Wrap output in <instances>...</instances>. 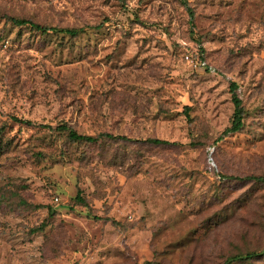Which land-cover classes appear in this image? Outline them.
I'll use <instances>...</instances> for the list:
<instances>
[{
    "label": "rangeland",
    "instance_id": "374dc122",
    "mask_svg": "<svg viewBox=\"0 0 264 264\" xmlns=\"http://www.w3.org/2000/svg\"><path fill=\"white\" fill-rule=\"evenodd\" d=\"M256 178L264 0H0V264H264Z\"/></svg>",
    "mask_w": 264,
    "mask_h": 264
},
{
    "label": "trees",
    "instance_id": "16d2710c",
    "mask_svg": "<svg viewBox=\"0 0 264 264\" xmlns=\"http://www.w3.org/2000/svg\"><path fill=\"white\" fill-rule=\"evenodd\" d=\"M192 18H193V11L189 8L188 9ZM13 24L17 25V26H30L32 29L42 32V33H47L48 31H54L55 29L53 28H47V27H42L36 24H33L31 22L28 21H24V20H17V19H12L11 20ZM65 33L75 36L77 35L78 32L76 31H65ZM237 90H238V86L236 83H231L230 85V92L232 94V101L235 107V111H234V115H233V120L231 123V127L228 128L225 132L224 135H228V134H235L240 132L243 127H244V119L246 116V112L243 108V104H242V100L240 99L239 95L237 94ZM15 121L20 122L21 124H26L28 126H32L31 122H23L20 121L18 119H15ZM59 131H67L66 126H60L58 127ZM69 139L74 141V142H85V143H96L99 138H95L93 136H86V135H80L75 131L70 130L69 131ZM102 137L108 138V139H119L116 138L114 136L111 135H104ZM154 143H161L158 141H154ZM257 181H264L263 179L260 178H256ZM76 199L80 202V203H85L84 199L81 197L80 193L78 194V196L76 197Z\"/></svg>",
    "mask_w": 264,
    "mask_h": 264
},
{
    "label": "built area",
    "instance_id": "2783aa9c",
    "mask_svg": "<svg viewBox=\"0 0 264 264\" xmlns=\"http://www.w3.org/2000/svg\"><path fill=\"white\" fill-rule=\"evenodd\" d=\"M201 66L205 67V64H201ZM56 201H58V199H56Z\"/></svg>",
    "mask_w": 264,
    "mask_h": 264
}]
</instances>
